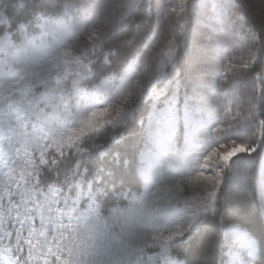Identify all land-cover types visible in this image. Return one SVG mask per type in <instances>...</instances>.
<instances>
[{
  "label": "snow or ice",
  "instance_id": "1",
  "mask_svg": "<svg viewBox=\"0 0 264 264\" xmlns=\"http://www.w3.org/2000/svg\"><path fill=\"white\" fill-rule=\"evenodd\" d=\"M0 264H264V0H0Z\"/></svg>",
  "mask_w": 264,
  "mask_h": 264
},
{
  "label": "trees",
  "instance_id": "2",
  "mask_svg": "<svg viewBox=\"0 0 264 264\" xmlns=\"http://www.w3.org/2000/svg\"><path fill=\"white\" fill-rule=\"evenodd\" d=\"M252 3L256 4L259 3V0H252ZM183 83V81H182ZM211 92V89H210ZM232 97L228 96L225 99V102H227V100H230ZM141 109H144V111H141ZM147 114V106L146 105H142L140 109H137V114H134V118H132L130 121L126 122L127 123V128L126 131L127 133L130 134V139L135 142L138 134H139V122L141 119L145 118Z\"/></svg>",
  "mask_w": 264,
  "mask_h": 264
}]
</instances>
